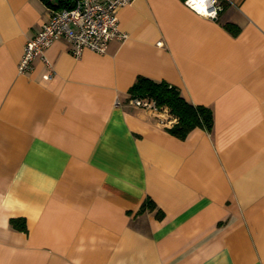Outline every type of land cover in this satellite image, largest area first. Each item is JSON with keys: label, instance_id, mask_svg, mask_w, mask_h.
I'll return each mask as SVG.
<instances>
[{"label": "crops", "instance_id": "crops-1", "mask_svg": "<svg viewBox=\"0 0 264 264\" xmlns=\"http://www.w3.org/2000/svg\"><path fill=\"white\" fill-rule=\"evenodd\" d=\"M55 1L0 0V264H264V0H131L104 53L59 38L19 72ZM139 76L211 128L171 134Z\"/></svg>", "mask_w": 264, "mask_h": 264}, {"label": "built area", "instance_id": "built-area-1", "mask_svg": "<svg viewBox=\"0 0 264 264\" xmlns=\"http://www.w3.org/2000/svg\"><path fill=\"white\" fill-rule=\"evenodd\" d=\"M131 0H56L48 7V19L41 29L29 37L18 61L19 72L32 68L36 56H43L44 49L54 40L65 38L72 43V53L79 56L84 48L104 53L110 40L124 39L127 34L118 26L117 11ZM184 0L196 13L216 18L222 9L220 0ZM203 9V10H200ZM52 71L45 74L49 78ZM130 102L152 110L159 108L151 98L131 97Z\"/></svg>", "mask_w": 264, "mask_h": 264}, {"label": "trees", "instance_id": "trees-1", "mask_svg": "<svg viewBox=\"0 0 264 264\" xmlns=\"http://www.w3.org/2000/svg\"><path fill=\"white\" fill-rule=\"evenodd\" d=\"M220 1L225 2V0ZM129 91L130 97L151 98L159 109L166 108L175 119L167 130L179 138H184L194 127L209 130L212 126V112L209 107L189 102L180 94L176 86L166 81L139 76ZM12 225L22 230L26 229L23 219H12Z\"/></svg>", "mask_w": 264, "mask_h": 264}, {"label": "bare ground", "instance_id": "bare-ground-1", "mask_svg": "<svg viewBox=\"0 0 264 264\" xmlns=\"http://www.w3.org/2000/svg\"><path fill=\"white\" fill-rule=\"evenodd\" d=\"M196 6L201 8V4L199 2L196 4Z\"/></svg>", "mask_w": 264, "mask_h": 264}, {"label": "snow or ice", "instance_id": "snow-or-ice-1", "mask_svg": "<svg viewBox=\"0 0 264 264\" xmlns=\"http://www.w3.org/2000/svg\"><path fill=\"white\" fill-rule=\"evenodd\" d=\"M204 3V0H200V4L202 5ZM200 10H203V9H200Z\"/></svg>", "mask_w": 264, "mask_h": 264}]
</instances>
